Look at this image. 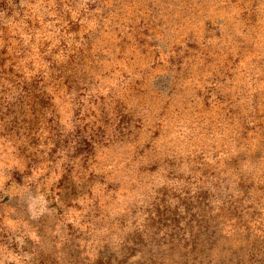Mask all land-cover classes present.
I'll list each match as a JSON object with an SVG mask.
<instances>
[{
  "label": "rangeland",
  "instance_id": "1",
  "mask_svg": "<svg viewBox=\"0 0 264 264\" xmlns=\"http://www.w3.org/2000/svg\"><path fill=\"white\" fill-rule=\"evenodd\" d=\"M0 264H264V0H0Z\"/></svg>",
  "mask_w": 264,
  "mask_h": 264
}]
</instances>
